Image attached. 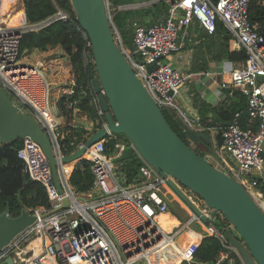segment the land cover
Segmentation results:
<instances>
[{
	"label": "built area",
	"instance_id": "1",
	"mask_svg": "<svg viewBox=\"0 0 264 264\" xmlns=\"http://www.w3.org/2000/svg\"><path fill=\"white\" fill-rule=\"evenodd\" d=\"M161 1L169 6V14L150 25L133 21L135 47L130 49L125 46L113 21L115 12L148 7ZM250 2L251 0H218L216 3L211 0H143L114 5L111 0H105L116 40L136 76L155 102L161 108L175 111L192 130L206 129L214 134L215 130L222 129L224 142L217 151L221 153L225 163V172L239 181L257 200L262 193L257 189V180L253 177L261 176L264 168V32L250 21ZM14 6L3 11V0H0V86L20 110H30L41 122L51 136L58 154L62 156L64 153L59 140L63 136V122L53 99L55 82L44 71L42 61L30 63L20 58V42L23 32L39 30L59 19L68 20L70 15L63 9H58L45 20L31 24L26 14H23L19 24H11V18L15 14ZM194 20L210 35L216 32L217 22L222 21L232 34L236 48L246 51L247 60L232 68L230 80L223 82L222 87L227 89L230 96H234L237 91L246 96V108L249 116L257 120V129L243 127L240 112L235 113L226 127H205L197 117L183 110L177 103V96L186 76L173 66L170 59L181 48L179 39L189 37V27ZM84 36L85 60L95 65L92 43L87 33L84 32ZM153 63L157 67L149 71L148 66ZM96 75L95 70L92 79ZM92 79L88 88L83 90V95L90 97L96 108L97 123L100 124L96 130L103 127L108 129L106 111L101 106ZM76 85L77 79L74 72H71L64 82L61 94H74ZM100 92L106 95L105 89L101 88ZM108 137L116 140V152L113 154L106 152ZM21 140L23 146L19 148L18 156L24 161L23 171L45 186L51 207L41 206L30 210L37 216L35 222L0 251V262L13 255L17 262L29 264L30 258L34 261L45 255L53 258L56 264H136L171 242L174 244V238L179 232H165L156 220L159 214L169 211L170 194L189 208V223L205 222L207 236L217 238L223 247L232 249L239 255L226 234L231 224L219 227L215 222L219 217L223 219L224 215L221 212L212 215L213 209L197 193L183 186L171 174L155 168L126 135L119 136L109 130L105 138L97 140L88 148L84 158L91 161L94 181L92 188L84 193L77 192L71 184L73 168L68 174L64 168L66 164L59 169L63 188L60 193L53 179L50 161L41 146L30 137ZM85 142H81L79 147ZM128 146L142 161L138 175L132 182H128L117 171L114 161ZM225 153L231 157L235 166L225 160ZM171 182L180 188L201 214L183 201ZM65 199L69 201V205L61 208ZM202 215L207 217V221L203 220ZM42 234L47 239L43 254L38 252L39 246L32 244V240ZM185 259L191 261L192 253ZM223 260H228L227 253H222L216 264Z\"/></svg>",
	"mask_w": 264,
	"mask_h": 264
},
{
	"label": "water",
	"instance_id": "2",
	"mask_svg": "<svg viewBox=\"0 0 264 264\" xmlns=\"http://www.w3.org/2000/svg\"><path fill=\"white\" fill-rule=\"evenodd\" d=\"M71 2L81 28L92 43L97 71L92 85L106 111L108 129L103 127L96 130L84 145L70 154L60 156L41 122L32 113L20 110L0 86V144L26 137L36 141L49 159L54 182L62 193L59 179L61 165L77 163L84 158L88 148L97 140L105 138L109 130L125 134L155 168L171 174L183 186L197 193L213 209L212 215L221 212L227 218L231 228L226 234L230 244L238 250L243 264H264V210L260 204L239 181L228 173L217 170L208 158L199 154L173 130L165 117V109L155 102L136 76L118 44L105 0ZM45 61L43 59L42 63ZM156 67L157 64L153 63L148 69L152 71ZM101 88L105 89L106 95L100 92ZM173 114L191 141L198 145L205 142L209 148L215 142L216 149L222 148V129L217 131L214 141L209 132L194 131L175 111ZM230 123L228 121L227 125ZM132 154V148L128 146L114 161L117 163L126 160ZM262 156L264 157V152ZM171 186L183 201L201 214L175 183L171 182ZM68 205L69 201L65 199L61 208ZM36 217L25 207H22L17 216L11 215L9 207L0 212V251L33 224ZM202 218L207 221L206 216L202 215ZM227 263L228 260H223L220 264ZM0 264L24 263L17 262L11 255Z\"/></svg>",
	"mask_w": 264,
	"mask_h": 264
},
{
	"label": "trees",
	"instance_id": "3",
	"mask_svg": "<svg viewBox=\"0 0 264 264\" xmlns=\"http://www.w3.org/2000/svg\"><path fill=\"white\" fill-rule=\"evenodd\" d=\"M15 3L16 0H9ZM26 17L29 23L34 24L45 20L55 14L58 9H63L69 13L68 20H56L42 27L39 30H28L23 32L20 42V58H30L39 62L46 59L43 69L55 82L53 87V99L56 102L60 115L66 120V125L62 126L63 136L60 138L61 150L64 154H70L79 148V144L86 141L93 132L84 125L74 123L75 110L78 109L88 115L91 120H96L98 115L96 108L90 97L83 95V90L90 85L93 73L96 70L94 64L88 63L84 57L85 36L81 28L76 12L71 0H22ZM143 0H111L112 4H124ZM216 3L218 0H211ZM9 8V7H8ZM7 8V9H8ZM6 9V10H7ZM24 12L20 10L11 18V24H19ZM169 14V6L161 1L148 7L130 10H118L113 16L116 28L119 30L124 45L134 49V30L132 23L135 20L145 25L154 23L161 17ZM249 18L253 25L264 32V0H251L249 8ZM217 33V34H216ZM216 35L220 36L218 51L214 55L215 59L226 58L235 65H241L247 60V53L244 49L231 48L233 37L222 21L217 22ZM71 72H74L77 79L75 92L72 95L61 94L64 82ZM235 97H240L242 103H247V98L241 92H236ZM240 103H233L220 111L218 117L208 122L205 117L201 123L205 127H226L227 122L233 120L236 112H240V122L243 127L257 129V120L249 116L247 109H240ZM173 110L165 109V117L173 130L188 145H191L186 132L180 126ZM96 123V127H100ZM125 134H119L124 136ZM116 140L107 138L106 152L113 154L116 152ZM23 146L21 139L11 143L0 144V212L5 208H10L13 216L20 214L22 207L28 210L44 206L51 207V202L45 186L32 179L23 171L24 161L19 158L18 150ZM192 146V145H191ZM199 154L205 156L203 147H193ZM117 171L122 173L128 182H132L138 175L142 161L136 154L126 160L117 162ZM73 163L67 168L69 174ZM257 180V189L264 193V177L254 176ZM94 175L91 170V161L82 158L79 160L70 176V182L77 192H87L93 186ZM219 227L230 226L229 221L224 216L215 221ZM32 244L40 246L45 253V242L38 243L34 238ZM192 260L183 257L176 260L175 264H216L222 253H227L228 260H234L235 264H243L239 255L232 249L223 247L221 242L213 237L206 236L192 244ZM48 257V256H47ZM54 264V263H43ZM56 264V263H55Z\"/></svg>",
	"mask_w": 264,
	"mask_h": 264
},
{
	"label": "crops",
	"instance_id": "4",
	"mask_svg": "<svg viewBox=\"0 0 264 264\" xmlns=\"http://www.w3.org/2000/svg\"><path fill=\"white\" fill-rule=\"evenodd\" d=\"M12 4L14 6V3ZM23 12L25 14L24 6ZM189 31V37H181L179 39L181 48L170 59L173 66L186 76L185 83L177 96L179 106L189 114L197 117L200 121L205 117L208 122L218 117L220 111L224 110L230 104L240 103V109H247L246 100L242 103L240 97L230 96L227 89L222 87L223 82L230 80V72L237 65L228 61L226 58H214V55L218 51V43L221 40L220 36L216 35L217 33L212 35L207 34L196 20L191 22ZM230 46L233 50L238 49L234 45V42ZM73 122L84 125L93 132L99 128L96 127L97 119L95 121L91 120L86 113L78 109L75 110ZM194 131L209 132L206 129ZM216 133L217 130H215L214 134L209 132L212 139ZM189 141L190 143H194L190 139ZM200 145L204 150H208L209 148L205 142H202L198 146ZM215 145L216 143L214 142ZM225 160L227 162L230 160L231 163H228L231 166H235L231 157L226 156ZM261 176L264 177V168ZM169 201V211L162 212L161 214H171L177 223H173L170 226V230L164 231L168 233H179L174 238L173 246L161 248L153 256H150L148 259H143L146 261V264H175L177 263L176 260H179L181 256L189 258L193 242L207 236L205 222L189 223L188 220L191 214L189 208L180 199L170 197ZM257 201L264 210V193H262ZM181 218L186 219L183 222ZM138 262L136 264H139ZM227 264H235V262L234 260H228Z\"/></svg>",
	"mask_w": 264,
	"mask_h": 264
},
{
	"label": "rangeland",
	"instance_id": "5",
	"mask_svg": "<svg viewBox=\"0 0 264 264\" xmlns=\"http://www.w3.org/2000/svg\"><path fill=\"white\" fill-rule=\"evenodd\" d=\"M15 3V6L13 7V11L15 12V14L16 13H18L20 10H23V1L22 0H16V1H14ZM11 4H12V2L11 1H9V0H5L4 1V8H3V11H5L8 7H10L11 6ZM13 5V4H12ZM127 46V45H126ZM128 47V46H127ZM129 48V47H128ZM22 60H25V61H27V62H30V63H36V61H33V60H31L30 58H22ZM40 61H42V60H40ZM27 112H29V113H31V111L30 110H27ZM61 116V115H60ZM61 120H62V122H63V126L64 125H66V120H65V118L62 116V118H61ZM93 133H91L90 135H89V137L92 135ZM88 137V138H89ZM87 138V139H88ZM191 145L193 146V147H197L198 146V144H194V143H191ZM210 147L211 148H208V150H205V157L206 158H208L209 159V161L211 162V164L217 169V170H220V171H223V172H225V169H224V166H223V164H225L224 163V161H223V158L221 157V153H219L218 151H217V149L215 148V146L213 145V144H211L210 145ZM225 155L227 156V157H229L226 153H225ZM225 156V157H226ZM228 162H230L231 163V161L230 160H228ZM75 165H76V162H74L73 163V169H74V167H75ZM67 168H68V166H67ZM170 197H172V198H176V197H174L172 194H170ZM176 199H178V198H176ZM185 219L186 218H181V220L184 222L185 221ZM170 246H173V243L171 242L169 245H167V248H169ZM151 256H153V255H151ZM44 257V258H43ZM35 262H39V261H42V262H44V263H54L55 261H54V259L53 258H47L45 255L44 256H42V257H40L38 260H34ZM139 264H146V261H144V260H142L141 262H138ZM152 263V262H151ZM55 264V263H54Z\"/></svg>",
	"mask_w": 264,
	"mask_h": 264
},
{
	"label": "bare ground",
	"instance_id": "6",
	"mask_svg": "<svg viewBox=\"0 0 264 264\" xmlns=\"http://www.w3.org/2000/svg\"><path fill=\"white\" fill-rule=\"evenodd\" d=\"M4 1L5 0H3V8H4ZM70 164H72V163H69V164H66L65 165V170H66V172H67V166H69ZM157 220H158V226L162 229V230H165V231H167V230H170V226L173 224V223H175L176 222V220H175V218L174 217H172V215L171 214H160L158 217H157ZM177 223V222H176ZM35 239H36V242H38V243H43V242H45V245H46V243H47V239H46V236L45 235H39V236H36L35 237ZM37 248V247H36ZM37 250H39L38 252H40V253H44L43 251H42V249H41V247L39 246V248H37ZM28 262H29V264H43L44 262H42V261H39V263H37V262H34L33 261V259L32 258H30L29 260H28Z\"/></svg>",
	"mask_w": 264,
	"mask_h": 264
}]
</instances>
